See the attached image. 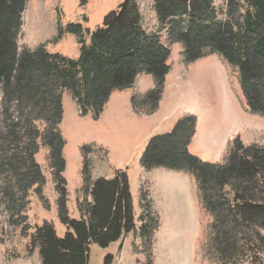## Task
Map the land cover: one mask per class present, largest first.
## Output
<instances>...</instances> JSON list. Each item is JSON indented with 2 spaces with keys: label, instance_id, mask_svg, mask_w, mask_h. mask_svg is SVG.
Wrapping results in <instances>:
<instances>
[{
  "label": "trees",
  "instance_id": "obj_1",
  "mask_svg": "<svg viewBox=\"0 0 264 264\" xmlns=\"http://www.w3.org/2000/svg\"><path fill=\"white\" fill-rule=\"evenodd\" d=\"M241 2L248 5L243 15L236 11L241 9L235 0H228L225 22L216 20L209 0H155V11L170 39L183 44L187 64L221 56L238 71L250 110L264 116V0ZM26 6L27 0H0V168L29 191L43 179L36 154L48 148L63 202V95L71 93L82 116L92 112L98 117L115 90L131 88L138 76L149 74L156 88L144 97L153 100L156 110L171 70V51L159 35H147L142 29L136 0H125L102 28L89 32V44L80 42L78 59L50 53L45 45L20 52ZM67 29L76 36L83 34L81 25ZM195 128L196 119L189 117L172 132L154 137L141 166L194 176L202 206L212 220L208 247L221 264H264V146H244L238 140L224 165L203 163L189 151ZM87 194L93 203L85 198L79 207L81 218L63 219L68 228L65 237H58L48 222L32 234L31 246L39 249L42 264H89L92 245L108 249L136 231L133 196L123 171L88 184ZM146 230L142 226L141 234ZM103 264H116L114 256L106 255Z\"/></svg>",
  "mask_w": 264,
  "mask_h": 264
},
{
  "label": "rangeland",
  "instance_id": "obj_2",
  "mask_svg": "<svg viewBox=\"0 0 264 264\" xmlns=\"http://www.w3.org/2000/svg\"><path fill=\"white\" fill-rule=\"evenodd\" d=\"M209 1L216 20L225 22L228 0ZM124 2L27 0L19 51L45 45L50 53L78 59L80 42L89 44V32L102 28L106 17ZM136 2L142 29L147 35H159L171 51V70L159 106L153 110V100L146 98L156 88L149 74L138 76L131 88L115 90L98 117L92 112L82 116L66 92L61 124L66 197L60 201L62 193L56 189L57 172L49 165L48 148L36 154L43 179L29 191L0 168V264H42L39 249L31 246L35 230L48 222L58 237H65L68 228L63 219H80L79 207L85 198L93 203L86 186L99 178L112 179L118 171L129 180L136 231L108 249L92 245L89 264H103L108 254L116 264H221L208 247L212 220L202 206L194 176L165 168L147 171L141 160L154 137L172 132L180 120L193 117L196 128L190 153L203 163L224 165L238 140L244 146H264V116L250 110L236 69L217 54L187 64L183 44L172 41L168 30L162 29L155 0ZM246 5L235 0L239 15L246 12ZM70 25H81L82 36L70 33ZM2 97L0 90L1 130ZM184 201L187 212L181 211ZM142 226L149 230L141 234Z\"/></svg>",
  "mask_w": 264,
  "mask_h": 264
},
{
  "label": "bare ground",
  "instance_id": "obj_3",
  "mask_svg": "<svg viewBox=\"0 0 264 264\" xmlns=\"http://www.w3.org/2000/svg\"><path fill=\"white\" fill-rule=\"evenodd\" d=\"M187 206H186V204H185V201H184V203H182V205H181V211L183 212V211H185L186 210V212H187Z\"/></svg>",
  "mask_w": 264,
  "mask_h": 264
}]
</instances>
